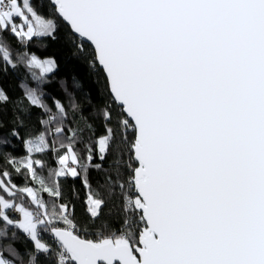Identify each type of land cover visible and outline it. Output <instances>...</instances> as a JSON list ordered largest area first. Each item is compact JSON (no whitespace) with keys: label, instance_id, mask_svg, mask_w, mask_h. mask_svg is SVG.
I'll return each mask as SVG.
<instances>
[{"label":"snow or ice","instance_id":"6c2138e0","mask_svg":"<svg viewBox=\"0 0 264 264\" xmlns=\"http://www.w3.org/2000/svg\"><path fill=\"white\" fill-rule=\"evenodd\" d=\"M61 22L106 81L98 136L90 122L72 126L73 100L45 103L56 63L27 50ZM9 36L23 49L15 60ZM0 65L27 70L34 86L19 87L47 117L32 138L0 125V146L25 150L8 158L24 186L0 173V241L13 229L11 240L19 232L32 245L0 243V264H264V0H0ZM8 100L0 88V105ZM49 153L45 179L35 157ZM92 169L105 173L102 192ZM62 178L88 190L94 238L59 202ZM108 200L118 227L96 223Z\"/></svg>","mask_w":264,"mask_h":264},{"label":"trees","instance_id":"16d2710c","mask_svg":"<svg viewBox=\"0 0 264 264\" xmlns=\"http://www.w3.org/2000/svg\"><path fill=\"white\" fill-rule=\"evenodd\" d=\"M40 3L47 5L48 0H40ZM42 11L51 15V8H43ZM8 43L11 46V54L15 60L17 50H23L17 41L12 37H7ZM27 50L30 53H35L40 59L52 58L56 63V68L47 78V83L44 86L46 95L45 103L50 107L52 100L50 97H55L61 100L68 107L69 100H73L80 111L75 113V120L72 119L73 113L69 108L68 119L72 121V126L84 128L85 124L90 122L94 125L96 135L103 133L102 122L95 119L96 109L103 107L108 99L106 94V81L101 72L90 65V63L82 56L76 54V49L72 43V37L68 27L64 23H58V30L55 33V38L36 37L27 43ZM2 67V65H0ZM38 71V70H37ZM21 81H26L30 86H34V82L27 70L19 66L16 69H10L6 74L0 71V88H3L7 93L9 100L6 104L0 105V125H2V134L6 135L13 127L17 128L22 138H32L38 135L43 128L40 124L42 119L47 117L42 113V110L31 106L24 98L22 89L19 87ZM63 82L67 84V92L61 86ZM78 84L79 87L75 85ZM53 111H55L53 109ZM55 126V125H53ZM85 138L89 136L88 132L84 133ZM82 148L83 145H79ZM25 155V150L21 140H13L9 148L0 146V173L8 171L11 174L12 182L19 186H24L25 177L17 175L12 166L8 163L9 156L22 159ZM35 158L42 159L46 163L43 170H37L38 173L45 179L48 177L50 167H55L54 159L51 153L48 155H37ZM111 156L104 161V166L107 167ZM95 162V161H94ZM105 173L97 170H90L88 178L92 186V192H102L100 182L103 181ZM62 197L60 203L68 205L75 221L81 226V230L85 229L89 233L88 238H94L97 228H89L91 223L88 214V203H86L88 190L83 186L81 179H61L59 181ZM28 186L38 188V184L29 182ZM45 201L50 198L47 194H42ZM119 203L118 201L108 200L102 207L100 220L96 221L97 225L101 222L108 223L113 227L119 226ZM13 229H9V240L0 241L2 244L12 243L21 253L32 247L31 243L27 242L22 233L17 232L16 239L11 240ZM42 236L47 239L42 233ZM7 255V253H5Z\"/></svg>","mask_w":264,"mask_h":264},{"label":"rangeland","instance_id":"374dc122","mask_svg":"<svg viewBox=\"0 0 264 264\" xmlns=\"http://www.w3.org/2000/svg\"><path fill=\"white\" fill-rule=\"evenodd\" d=\"M42 59H44V58H42ZM52 59V58H51ZM13 215H15V214H13Z\"/></svg>","mask_w":264,"mask_h":264},{"label":"water","instance_id":"95a60500","mask_svg":"<svg viewBox=\"0 0 264 264\" xmlns=\"http://www.w3.org/2000/svg\"><path fill=\"white\" fill-rule=\"evenodd\" d=\"M66 25V24H65ZM67 26V25H66ZM70 31V30H69Z\"/></svg>","mask_w":264,"mask_h":264}]
</instances>
